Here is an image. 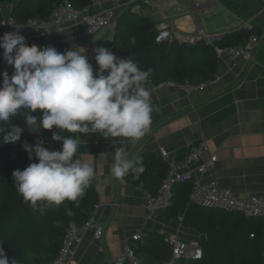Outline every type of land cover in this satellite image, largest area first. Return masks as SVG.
Wrapping results in <instances>:
<instances>
[{
    "label": "crops",
    "instance_id": "0c3cea01",
    "mask_svg": "<svg viewBox=\"0 0 264 264\" xmlns=\"http://www.w3.org/2000/svg\"><path fill=\"white\" fill-rule=\"evenodd\" d=\"M159 24L164 22L182 33L202 30L206 34H221L249 27L256 28L260 44L252 53L251 61L231 60L227 55L216 56L217 72L214 81L203 90L185 94L179 87H157L148 82L151 103L154 106L152 122L145 135L130 142L123 138H105L99 133L80 136L77 155L91 163L96 171L91 184L97 193L93 223L102 227V236L96 240L89 229L74 245L73 264H113L125 244L137 248L138 256L147 264H155L153 251L163 245L168 236L179 241H199L205 236L183 226L177 219H166L163 213L150 216L143 208L145 192L142 187H132L111 173L115 162V149L123 147L124 155L133 161L142 153L160 157L168 165L183 160L189 149L203 142L207 150L202 159L192 163L188 171L203 183L215 182L221 189L230 190L236 197H264V46L263 31L252 19L242 0H159ZM264 10V0H256ZM11 5L1 6L2 17L10 16ZM193 2L207 6V14L193 8ZM139 4V5H138ZM112 9L116 19L126 10L139 16L151 17L150 9L139 0H107L101 8L92 6L88 14ZM158 28V25H157ZM248 29V28H247ZM62 32L47 36L29 37L26 43L40 48L55 47L65 52L75 47L81 26H65ZM158 30V29H157ZM115 23L92 38L97 47L111 48ZM86 54V53H85ZM88 57V56H87ZM94 73L98 66L89 58ZM9 75L14 69L0 62L2 73ZM165 152V156L161 152ZM216 157L213 167L202 175L195 168ZM139 230L141 238L131 237ZM170 252V250H168Z\"/></svg>",
    "mask_w": 264,
    "mask_h": 264
},
{
    "label": "trees",
    "instance_id": "16d2710c",
    "mask_svg": "<svg viewBox=\"0 0 264 264\" xmlns=\"http://www.w3.org/2000/svg\"><path fill=\"white\" fill-rule=\"evenodd\" d=\"M66 1L74 9L81 10L89 7L93 0H19L12 5L10 17L19 23L44 19ZM12 3L13 0H0V18L1 6ZM157 25L152 17L139 16L126 10L115 21L111 44V48L121 59H133L142 69L151 68L152 74L148 82L155 85L162 82L183 84L187 81L190 84H200L214 81L218 66L213 46L221 49L236 48L242 46L249 37L258 36L256 28L251 27L224 33L212 45L204 42L188 45L177 41L156 43ZM27 114V109H21V114L12 117L7 124H0L5 131L10 130L13 125L23 129L20 140L15 144L4 143L0 139V247H3L10 261L14 258L18 264H48L61 249L69 224L82 226L93 218L97 193L90 182L78 203L65 201L56 206L38 202L33 206L30 202H25L16 190L12 173L38 161L34 156L29 160L23 144L27 142L35 145L38 139H43L44 147L46 144L62 146V142H55L51 138L55 128L42 129L38 134L31 133L26 128L29 126L24 124ZM31 114L39 118L41 113L37 111ZM89 134L91 133L74 135L80 137ZM137 161L139 164L135 166L142 164L143 173L137 174L134 168L123 179L132 187H142L145 193L155 194L168 164L149 153H142L134 162ZM190 191V181L175 185L171 206L159 213H163L166 219H177L199 235L206 237L212 231L216 234L210 240L202 238L197 241L202 250L200 259L179 260L172 264H264L261 220L192 205L188 202ZM68 209L71 214H68ZM132 248L135 256L147 264L138 256L137 248ZM168 250V246L163 245L153 251L155 264L169 261Z\"/></svg>",
    "mask_w": 264,
    "mask_h": 264
},
{
    "label": "clouds",
    "instance_id": "9594fccd",
    "mask_svg": "<svg viewBox=\"0 0 264 264\" xmlns=\"http://www.w3.org/2000/svg\"><path fill=\"white\" fill-rule=\"evenodd\" d=\"M0 21V24H3ZM57 32H62L59 30ZM3 59L14 69L11 75L2 73L0 82V124H7L21 109L28 114L24 124L31 133L42 129L52 132V140L62 142L60 150L50 151L38 139L35 145L25 142L29 160L38 162L12 173L16 190L25 202L59 206L65 201L79 202L85 189L95 178L91 163L77 155L81 143L77 133H99L105 138H123L135 142L148 131L154 106L147 88L152 69H142L130 58H118L105 47L94 49V68L86 49L75 47L59 52L53 46H29L19 30L0 36ZM39 111V118L31 113ZM9 128V127H8ZM5 131L0 127V139L15 144L23 129L13 125ZM68 133L70 135H64ZM125 149H115L111 173L122 179L131 169L143 173V165L126 158ZM68 214L71 210L68 209ZM0 264L11 261L0 247Z\"/></svg>",
    "mask_w": 264,
    "mask_h": 264
},
{
    "label": "built area",
    "instance_id": "2783aa9c",
    "mask_svg": "<svg viewBox=\"0 0 264 264\" xmlns=\"http://www.w3.org/2000/svg\"><path fill=\"white\" fill-rule=\"evenodd\" d=\"M145 4L150 11L151 17L158 19L157 9L160 7L159 0H139ZM105 0H93L89 7L95 6L101 8ZM207 4L210 0H204ZM76 10L68 1L61 6L55 8L51 14L44 19L28 20L19 23L10 16L1 17L0 36L5 32H13L19 30L20 34L27 38L51 35L65 26H81L78 35V43L86 49V55L94 60V49L96 46L92 43V38L102 30L111 27L116 21V15L112 9L101 10L100 13L89 15L88 8ZM193 8L202 14H207V6H203L200 2H193ZM155 20V19H154ZM245 29H251L249 23H245ZM221 34H206L202 30L194 33H182L159 21L158 33L155 37L156 43L177 41L188 45L196 42H204L212 45L213 42L221 39ZM260 44V39L256 36L249 37L247 41L236 48L221 49L213 46L216 56L227 55L231 60L251 61L252 53ZM95 61V60H94ZM0 62L5 63L3 59V49H0ZM95 75V73H94ZM210 83V82H209ZM208 83L175 84L173 82H162L157 87H179L185 94L193 91L203 90ZM62 146L45 145L50 151L60 150ZM207 150L206 145L201 142L197 146L189 149L180 162H171L165 172V175L155 192V194L145 193L143 208L150 216L166 210L171 206L173 199V187L177 184L190 181L191 191L189 194V203L204 209H217L227 213H238L248 218H256L262 222V232L264 235V197L249 196L245 199L236 197L230 190L221 189L215 182L203 183L200 178L192 176L188 171L192 163L202 159V154ZM165 156V152H161ZM216 157L211 155L207 161L202 162L195 168L196 173L202 175L213 167ZM96 208V207H95ZM94 230V238L98 240L102 236V227L93 223V218L89 219L84 225L76 226L69 224L66 236L63 240L61 249L57 256L48 264H73L72 251L75 244L80 241L81 236L86 230ZM252 237V235H251ZM141 238L139 230L131 237L132 241H139ZM164 244L170 250V259L161 264H172L178 260H197L202 256V250L197 241H179L175 236H168L163 239ZM113 264H145L133 252L130 244H125L122 253L114 258Z\"/></svg>",
    "mask_w": 264,
    "mask_h": 264
},
{
    "label": "water",
    "instance_id": "95a60500",
    "mask_svg": "<svg viewBox=\"0 0 264 264\" xmlns=\"http://www.w3.org/2000/svg\"><path fill=\"white\" fill-rule=\"evenodd\" d=\"M243 5L249 11L252 19L259 25L263 31V38L261 40V46H264V10L256 0H242ZM216 234L215 231L209 232L206 235V239L210 240ZM179 261V260H178ZM176 262V261H175Z\"/></svg>",
    "mask_w": 264,
    "mask_h": 264
}]
</instances>
